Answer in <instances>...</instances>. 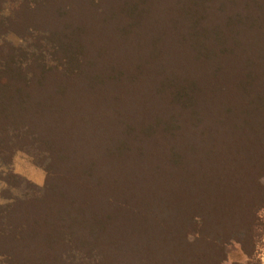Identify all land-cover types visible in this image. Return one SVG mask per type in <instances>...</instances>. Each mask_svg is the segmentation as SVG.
<instances>
[{"label": "trees", "instance_id": "obj_1", "mask_svg": "<svg viewBox=\"0 0 264 264\" xmlns=\"http://www.w3.org/2000/svg\"><path fill=\"white\" fill-rule=\"evenodd\" d=\"M112 3L113 9L123 4ZM91 11L86 7L80 13L89 18ZM123 12L132 19L124 41L117 38L118 29L117 36L102 38L113 43L109 67L114 76L109 81L116 86L111 97L122 112L112 116L111 139L123 143L116 153L96 148L75 157L67 153V177L77 187L70 192L110 199L121 192H143L153 180L160 196L190 203L181 224L172 222L173 231L163 223L166 216H148L147 223L161 224L136 236L134 264H223L224 247L232 242L259 262L264 241L259 234L264 210V0H127ZM84 39L85 26L72 40L88 51L91 43ZM70 106H56V111L72 129ZM6 118L0 111V124ZM16 130L13 139H23ZM75 135L69 130L61 138L70 146ZM197 240L204 250L192 248Z\"/></svg>", "mask_w": 264, "mask_h": 264}, {"label": "rangeland", "instance_id": "obj_2", "mask_svg": "<svg viewBox=\"0 0 264 264\" xmlns=\"http://www.w3.org/2000/svg\"><path fill=\"white\" fill-rule=\"evenodd\" d=\"M121 3L113 9L112 0H0V111L8 114L7 122L0 124L4 264H134L136 236L161 224L153 219L147 223L148 216H166L163 223L170 224V231L172 222L185 219L180 216L190 203L160 196L158 182L149 178L143 179V185L149 181L143 192H121L110 199L70 192L77 187L67 177V153L75 157L93 148L116 153L123 143L111 139L112 116L122 112L111 97L116 86L109 81L114 76V67H109L113 43L102 39L117 36L118 29L117 38L124 41L132 19L123 12L127 0ZM86 7L95 10L93 16L80 13ZM84 26V40L91 43L88 51L72 40ZM97 68L104 71L97 74ZM69 104L72 129L56 111V106ZM13 127L23 139H13ZM69 130L77 132L70 146L61 138ZM260 221L264 237V210ZM192 248L204 250L203 242L194 241ZM259 249V262L249 260L232 242L224 247L223 264H264V241Z\"/></svg>", "mask_w": 264, "mask_h": 264}, {"label": "clouds", "instance_id": "obj_3", "mask_svg": "<svg viewBox=\"0 0 264 264\" xmlns=\"http://www.w3.org/2000/svg\"><path fill=\"white\" fill-rule=\"evenodd\" d=\"M6 257L0 256V264H4Z\"/></svg>", "mask_w": 264, "mask_h": 264}]
</instances>
